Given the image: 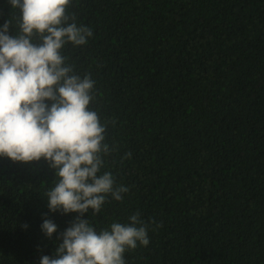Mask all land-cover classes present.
Returning a JSON list of instances; mask_svg holds the SVG:
<instances>
[{"label": "trees", "instance_id": "obj_1", "mask_svg": "<svg viewBox=\"0 0 264 264\" xmlns=\"http://www.w3.org/2000/svg\"><path fill=\"white\" fill-rule=\"evenodd\" d=\"M19 15L0 0L10 36ZM66 15L93 31L61 55L94 81L101 174L129 188L82 219L99 232L140 213L149 244L125 264H264V0H70ZM58 180L44 158L0 157V264L54 256L78 215L49 211Z\"/></svg>", "mask_w": 264, "mask_h": 264}, {"label": "clouds", "instance_id": "obj_2", "mask_svg": "<svg viewBox=\"0 0 264 264\" xmlns=\"http://www.w3.org/2000/svg\"><path fill=\"white\" fill-rule=\"evenodd\" d=\"M9 2L20 15L14 18L16 35H8L11 21L0 29V157L47 160L59 178L46 192L49 211L78 214L61 234L54 256H42L40 264H125L126 251L149 244V224L140 213L99 232L82 219L89 209L99 213L109 195L119 202L129 191L111 171L101 174V153L110 149L103 143L105 127L88 107L94 81L72 74L61 55L69 42L86 45L93 31L74 18L68 23L70 0ZM34 34L41 37L39 44L32 42ZM41 230L51 238L57 225L45 218Z\"/></svg>", "mask_w": 264, "mask_h": 264}]
</instances>
